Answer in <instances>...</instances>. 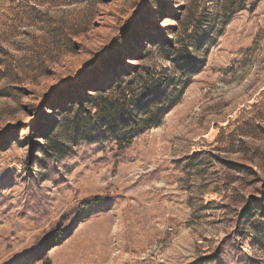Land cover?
<instances>
[{"label": "rangeland", "instance_id": "obj_1", "mask_svg": "<svg viewBox=\"0 0 264 264\" xmlns=\"http://www.w3.org/2000/svg\"><path fill=\"white\" fill-rule=\"evenodd\" d=\"M225 14L159 127L121 147L101 127L61 137L58 99L114 79V58L173 77L169 51ZM0 264H264V0H0Z\"/></svg>", "mask_w": 264, "mask_h": 264}, {"label": "trees", "instance_id": "obj_2", "mask_svg": "<svg viewBox=\"0 0 264 264\" xmlns=\"http://www.w3.org/2000/svg\"><path fill=\"white\" fill-rule=\"evenodd\" d=\"M252 9L255 10L256 6L253 5ZM229 23L230 19L225 14L223 20H217L216 26L203 29V26H208L203 24L199 35H190L189 42L182 49H174L173 52L163 46L161 52L173 53L167 57L174 64V76L171 78L155 80L149 75L144 80L141 76L143 69L137 67H126L125 73L121 74L117 72L119 63L114 58V67L110 61L111 65L106 68L112 72L114 79L99 81L93 87H84L85 95L80 96L79 101H75L74 97L56 101L61 109H68L72 114L63 123L61 137L69 144L79 145L91 141L98 135L97 131L101 127L121 147L132 144L141 134L159 127L164 116L180 103L192 79L202 72L206 66V54L218 42L221 28ZM191 49L198 53L203 51L204 57L200 58L191 53ZM173 56H177L176 59ZM124 75L128 79H124ZM100 204L102 203L99 199L83 201L80 208L65 215L67 227H58L45 242L46 245L37 252L28 253L25 259L40 257L38 255L48 246H59L65 240L73 221ZM253 231L255 235L259 234L257 229Z\"/></svg>", "mask_w": 264, "mask_h": 264}]
</instances>
